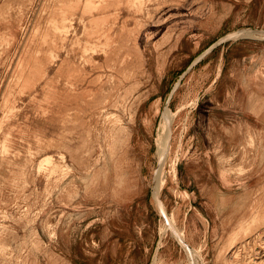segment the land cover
Wrapping results in <instances>:
<instances>
[{
    "label": "rangeland",
    "instance_id": "obj_1",
    "mask_svg": "<svg viewBox=\"0 0 264 264\" xmlns=\"http://www.w3.org/2000/svg\"><path fill=\"white\" fill-rule=\"evenodd\" d=\"M263 214L264 0H0V264H264Z\"/></svg>",
    "mask_w": 264,
    "mask_h": 264
},
{
    "label": "bare ground",
    "instance_id": "obj_2",
    "mask_svg": "<svg viewBox=\"0 0 264 264\" xmlns=\"http://www.w3.org/2000/svg\"><path fill=\"white\" fill-rule=\"evenodd\" d=\"M236 33V32H235ZM239 33H241V32H239ZM238 33V34H239ZM228 35H230V34H228ZM227 36V35H226ZM226 36L224 37V38H226ZM218 73V72H217ZM170 113V112H169ZM165 115H167V114H165ZM170 115H172V114H169V116ZM167 117V116H166ZM174 118V117H173ZM167 119H168V117H167ZM170 119V118H169ZM163 120H165L166 121V119H164L163 118ZM168 121V120H167ZM171 121V120H170ZM166 123H168V122H166ZM166 123H164V124H166ZM163 124V123H162ZM161 124V125H162ZM163 124V125H164ZM166 126H168V125H166ZM162 127V126H161ZM162 129V128H161ZM167 129V128H166ZM164 132V131H163ZM162 133V132H161ZM164 137H165V134H164ZM252 138V137H251ZM163 139V138H162ZM161 139V141H163ZM249 141V140H248ZM160 143H162V142H160ZM165 143H166V141H165ZM162 144H164V143H162ZM249 144V143H248ZM164 146V145H163ZM160 147H162V146H160ZM164 149H165V147H164ZM162 150V149H161ZM47 156V155H46ZM166 156V155H165ZM44 158H46V157H44ZM46 159H48V158H46ZM45 159V160H46ZM163 159V158H162ZM42 160V159H41ZM263 160V159H262ZM52 161V160H51ZM41 162H43V161H41ZM50 162V161H49ZM43 164V163H42ZM38 166H39V164H38ZM39 168H41L40 166H39ZM161 184V183H160ZM160 187H161V185H160ZM160 187H158V188H160ZM155 194V193H154ZM156 195H158L159 196V192H158V194H156ZM155 198V197H154ZM160 202V201H159ZM158 203V202H157ZM162 204V203H161ZM162 208V210H163V212H165L166 213V211H165V208H164V205L161 207ZM160 209V208H159ZM167 214V213H166ZM167 216V215H166ZM255 217V216H254ZM253 217V218H254ZM262 218H264V214H263V217ZM166 219V218H165ZM254 222V221H253ZM165 227H167V226H165ZM176 229H177V227H176ZM179 229V228H178ZM177 229V231H179ZM163 230V229H162ZM181 230H183V229H181ZM182 233H184V232H182ZM178 235V234H177ZM179 235H181V234H179ZM184 237V236H183ZM181 238V237H180ZM181 239H183V238H181ZM247 242L248 241H245V243H242L240 246H238V248H236L234 251H233V255L236 257V261L234 262V263H232V264H253V263H250L249 261H251V259H249L248 260V254H250L249 253V251L247 250V248H248V245H247ZM183 243V242H182ZM252 245V244H251ZM260 245V244H259ZM190 246V245H189ZM253 246V245H252ZM255 246H257V245H255ZM243 249V250H242ZM190 250V249H189ZM254 251H255V253L256 254H258L259 256H260V254H264V239H262V241H261V246L260 247H258V249H253ZM251 255V254H250ZM258 255H257V257H258ZM252 256V255H251ZM256 256V255H255ZM256 257V258H257ZM254 258V257H253ZM259 258V257H258ZM260 259V258H259ZM253 260V259H252ZM262 260V259H261ZM258 261V260H257ZM253 262L254 263H256L257 264V262L256 261H254L253 260ZM227 264H229L228 263V261H227Z\"/></svg>",
    "mask_w": 264,
    "mask_h": 264
}]
</instances>
